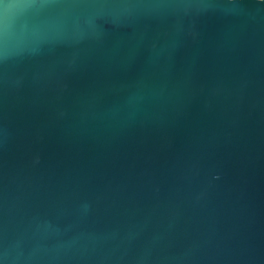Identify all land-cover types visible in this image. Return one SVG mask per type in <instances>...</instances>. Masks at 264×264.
<instances>
[{
  "label": "water",
  "instance_id": "obj_1",
  "mask_svg": "<svg viewBox=\"0 0 264 264\" xmlns=\"http://www.w3.org/2000/svg\"><path fill=\"white\" fill-rule=\"evenodd\" d=\"M0 264H264V0H0Z\"/></svg>",
  "mask_w": 264,
  "mask_h": 264
}]
</instances>
